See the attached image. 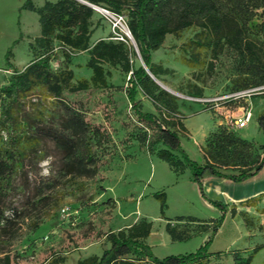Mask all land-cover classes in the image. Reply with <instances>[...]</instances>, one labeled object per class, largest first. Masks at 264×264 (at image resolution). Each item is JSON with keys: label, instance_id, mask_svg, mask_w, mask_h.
Instances as JSON below:
<instances>
[{"label": "rangeland", "instance_id": "rangeland-1", "mask_svg": "<svg viewBox=\"0 0 264 264\" xmlns=\"http://www.w3.org/2000/svg\"><path fill=\"white\" fill-rule=\"evenodd\" d=\"M17 1L0 0V87L6 85L10 76L4 72L8 68L6 51L11 48L15 65L28 59V33L21 25L26 15L20 13L26 0H19L21 4L15 8ZM94 11L90 44L95 40V31H100L99 40L108 41L110 34L109 23ZM196 32L197 28L191 27L178 35H167L162 45L151 52L152 63L166 70L154 81L175 99L182 123L190 124L188 130L179 131L181 148L188 157H197L205 163L207 143L225 129L243 139L247 133L249 137L245 140L251 144V155L260 158L264 154L260 147L264 144V133L258 121L264 114V85L257 87L261 89L249 100H215L255 88L247 87L254 77L245 73L246 61L235 51L225 47L213 56L209 48L195 46L192 41ZM133 42L134 45L124 43L131 52L130 60L135 67L143 66L134 39ZM62 54L58 50L51 59L54 72L67 67L74 73L73 82L90 79L87 51L72 54L68 65ZM103 68L108 74L105 86L62 92L63 99L102 134L100 144L92 149L97 158L96 177H69L63 171L62 154L52 141L25 138L21 142V161L14 165L6 190L0 195V258L8 255L11 264H76L78 259L99 255L108 247L105 238L108 231L147 218L152 222L154 236L161 235L146 240L154 256L186 255L206 243L210 229L221 219L208 245L211 254L199 264H235V255L248 256L257 246L261 248L250 264H264V217L247 219L245 214L234 217L230 208L222 216V208L226 206L220 208L214 204L217 201L201 195L198 189L193 193L186 186H176V182L186 180L189 170L177 174L157 156L165 148L156 141V129L139 122L131 109L125 92L129 87L128 74L107 63ZM190 95L212 101H189ZM136 100L142 110L157 114L140 90ZM4 102L1 98L0 117ZM32 104L43 113V124L57 126L62 115L57 100L44 89H38L25 102L24 111L29 116L34 113ZM245 109L251 111V119L245 129H240L234 121ZM0 136V141L5 139V134ZM220 169L227 174L236 170ZM159 192L166 196L163 214L154 197ZM178 217L196 221H177ZM165 220L189 239L170 241ZM210 220L214 222L208 223Z\"/></svg>", "mask_w": 264, "mask_h": 264}, {"label": "trees", "instance_id": "trees-1", "mask_svg": "<svg viewBox=\"0 0 264 264\" xmlns=\"http://www.w3.org/2000/svg\"><path fill=\"white\" fill-rule=\"evenodd\" d=\"M83 1L87 4L78 0H45L42 6L36 7L31 0H26L20 8L38 15L40 36L29 44L31 61L21 71L13 69L6 85L0 87V99L5 100L0 117V134H5V139L0 141V195L6 190V181L10 179L14 165L21 161V142L25 138L52 141L56 150L62 154L63 171L69 177H96L97 158L92 149L100 144L102 134L98 128L91 127L85 121L78 109L63 99L62 92L105 86L108 75L103 68L105 63L119 67L128 74L129 87L125 92L131 109L139 122L150 124L156 129V141L165 148L157 156L165 160L177 174L188 169L191 180L197 185L201 195L205 196L202 178L206 173L242 182L264 167V154L260 158L253 157L250 142L225 129L214 134L207 143L208 158L205 163L191 160L181 148L179 131L185 128L176 101L154 81L159 75L165 74L166 70L151 61V52L162 45L167 35H178L188 28L196 27L195 40L192 41L195 46L209 48L213 56L225 47L235 51L246 61L245 73L254 77L247 87L264 85V0ZM91 6L126 16L127 26L146 68L135 67L130 60L131 52L123 42L111 39V34L108 41L100 39L90 44L95 13ZM58 50L63 53L65 65L70 63L72 54L87 51L89 60L86 67L92 72L90 79L73 82L74 73L67 67L54 72L50 63ZM11 58L9 48L5 53V62L10 68ZM38 89H44L49 97L60 104L62 115L57 126L43 124V113L37 111L35 104H32V116L24 111L26 100ZM138 90L152 102L157 114L142 110L141 103L136 100ZM258 124L264 133V114L260 116ZM260 147L264 151V144ZM221 167L236 170L235 173L227 174L221 172ZM154 197L159 201L163 214L166 208L165 193H156ZM214 204L220 208L222 206L218 202ZM225 211L222 208V216ZM176 220L196 221L185 217H178ZM220 221L221 219L216 221L210 229L208 240L196 252L158 258L146 243L152 222L141 219L116 231H108L105 235L108 247L99 255L78 259L76 264H199L211 254L208 245L219 228ZM213 222L210 220L208 223ZM166 231L172 241L189 239L170 223L166 224ZM14 233L15 230L12 235ZM260 248L261 246L255 247L248 256L235 255V264H250L253 255ZM0 264H11L10 257H1Z\"/></svg>", "mask_w": 264, "mask_h": 264}, {"label": "crops", "instance_id": "crops-1", "mask_svg": "<svg viewBox=\"0 0 264 264\" xmlns=\"http://www.w3.org/2000/svg\"><path fill=\"white\" fill-rule=\"evenodd\" d=\"M44 1L45 0H34L32 1V3L34 6L40 7L43 5ZM49 1L55 2L57 0H49ZM15 4L16 5L14 7L16 8L17 6H20L21 3L19 1L18 3ZM20 13L21 15L23 13L26 15L24 16L25 22L21 23V25H23L26 28V33H28L26 34L28 40V49H27L28 59L22 62L20 65H15L14 56H13L11 58L12 67L11 68L8 67L4 69V72L9 74L12 73L13 69L21 71L27 66V64L31 61V51L29 49V44L33 42L34 38L40 36V25H39L38 15L35 12L26 9H22ZM99 32L95 31L96 33L94 38L95 40L93 42L99 40V38L97 39V37H99L98 35H100ZM183 125L186 130L189 129L188 128V125L190 126L189 123L183 121ZM246 127L240 129H245ZM244 137H245L244 139H248L249 135L245 133ZM189 158H191V160H194L198 163H201V161L197 157L190 156ZM184 170L186 171V169ZM202 183H203L204 194L207 197L211 198L212 200L219 202L222 206H226L225 208L226 211L229 210L230 208L232 210V214L234 217L239 216L241 214H245L246 216L244 218L247 219H254V217L258 215L264 217V167H262L255 175L248 178L244 182H240V183L233 182L231 180L217 178L206 173L202 178ZM175 185L176 186L181 185L180 187L186 186L188 189L193 191V193L198 189L197 185L191 180L190 174L187 175L186 180H182L181 182H176ZM170 222L171 221L165 220L164 224L166 225L167 223ZM131 224H128L126 226H129ZM159 236L161 237V235L154 236V232L151 229V232L146 240L148 241V239L149 240L154 239ZM162 239H164V237ZM169 240L172 241L170 237Z\"/></svg>", "mask_w": 264, "mask_h": 264}, {"label": "built area", "instance_id": "built-area-1", "mask_svg": "<svg viewBox=\"0 0 264 264\" xmlns=\"http://www.w3.org/2000/svg\"><path fill=\"white\" fill-rule=\"evenodd\" d=\"M94 10L99 12L101 16L109 23L110 25V34L111 39L123 42L125 44H128V42H133V37L129 31V28L127 26V18L123 14L112 12L108 9L98 7V6H91ZM261 88H250L241 90L238 92H234L232 94H228L225 96H221L219 98H216L215 100H223V101H234V100H249L251 96L257 93ZM189 101L198 102L202 101L203 103L211 102L212 100L209 99H203L198 100L197 98L189 97ZM251 119V111L249 109H245L240 116L235 118V125L237 128H244L247 126L248 122Z\"/></svg>", "mask_w": 264, "mask_h": 264}, {"label": "water", "instance_id": "water-1", "mask_svg": "<svg viewBox=\"0 0 264 264\" xmlns=\"http://www.w3.org/2000/svg\"><path fill=\"white\" fill-rule=\"evenodd\" d=\"M79 2L83 3V4H87L85 1L83 0H78ZM144 66V65H143ZM145 67V66H144ZM146 68V67H145ZM147 70V69H146ZM148 72V70H147ZM148 74L150 75V73L148 72ZM151 76V75H150ZM154 79V78H153ZM158 84V82H156ZM159 86H161L160 84H158ZM162 87V86H161ZM164 89V88H163Z\"/></svg>", "mask_w": 264, "mask_h": 264}]
</instances>
